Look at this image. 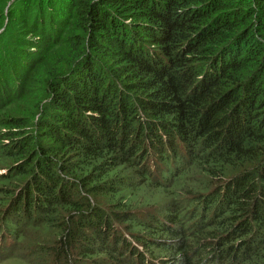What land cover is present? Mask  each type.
I'll return each instance as SVG.
<instances>
[{"label": "trees", "instance_id": "obj_1", "mask_svg": "<svg viewBox=\"0 0 264 264\" xmlns=\"http://www.w3.org/2000/svg\"><path fill=\"white\" fill-rule=\"evenodd\" d=\"M1 168L0 264H264V0H0Z\"/></svg>", "mask_w": 264, "mask_h": 264}, {"label": "rangeland", "instance_id": "obj_2", "mask_svg": "<svg viewBox=\"0 0 264 264\" xmlns=\"http://www.w3.org/2000/svg\"><path fill=\"white\" fill-rule=\"evenodd\" d=\"M5 170H7V169L1 168L0 173L4 174ZM24 253L26 255H24ZM16 254H17V257L14 260L8 261L5 264H36V263L40 264L41 263L39 260L40 255H39V257L37 255L32 256L29 254V252H24V250L17 251Z\"/></svg>", "mask_w": 264, "mask_h": 264}, {"label": "clouds", "instance_id": "obj_3", "mask_svg": "<svg viewBox=\"0 0 264 264\" xmlns=\"http://www.w3.org/2000/svg\"><path fill=\"white\" fill-rule=\"evenodd\" d=\"M5 173H6V170H5ZM1 174V173H0Z\"/></svg>", "mask_w": 264, "mask_h": 264}]
</instances>
